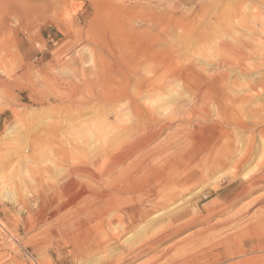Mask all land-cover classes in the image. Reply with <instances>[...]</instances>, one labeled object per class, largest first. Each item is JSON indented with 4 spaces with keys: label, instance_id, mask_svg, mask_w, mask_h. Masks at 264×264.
Instances as JSON below:
<instances>
[{
    "label": "rangeland",
    "instance_id": "rangeland-1",
    "mask_svg": "<svg viewBox=\"0 0 264 264\" xmlns=\"http://www.w3.org/2000/svg\"><path fill=\"white\" fill-rule=\"evenodd\" d=\"M242 5L241 0H0V79L6 83L0 85V264H174L177 247H184L185 240L206 226L191 227L147 249L170 229L167 212L153 213L133 228L128 217H123V223L113 217L102 231L81 212L84 204L74 201L86 189L97 190L103 184L78 174L72 198L60 193L63 181L73 176L77 166L105 160L97 153L116 134L117 125L124 123L115 121L108 106L73 108L69 102L80 95L78 87L85 90L93 82L105 61L124 72L139 67L143 75L152 70L172 75L213 69L210 64L220 57L218 36L224 30L234 35L230 14ZM148 12L174 18L149 22ZM220 17L228 21L221 33ZM156 25L158 29L153 28ZM150 48L159 53L151 56L146 52ZM263 73L257 70L244 79L254 83ZM173 81L159 95L143 92L140 97L147 99H140L153 107L188 104V89ZM250 95L242 108L264 103V94ZM197 102L190 103L201 107ZM197 121V117L191 122L174 120L145 151L181 137L186 125L192 127ZM139 155L127 160L125 167ZM225 187L223 182L221 188ZM263 192L239 207L251 204ZM262 210L253 204L248 218ZM81 231L85 233L79 236ZM196 237L186 247L204 242L202 236ZM256 255L264 257V253L252 256ZM234 260L238 259L221 264Z\"/></svg>",
    "mask_w": 264,
    "mask_h": 264
},
{
    "label": "bare ground",
    "instance_id": "bare-ground-1",
    "mask_svg": "<svg viewBox=\"0 0 264 264\" xmlns=\"http://www.w3.org/2000/svg\"><path fill=\"white\" fill-rule=\"evenodd\" d=\"M241 1L239 10L230 14L229 26L234 35L230 31L226 35V30L221 33L223 23L226 28L228 25L225 16L217 20L221 33L217 40L220 57L210 64L213 69L201 74L185 70L172 75H159L152 70L143 75L139 67L130 66L124 72L114 70L105 61L93 82L85 90L78 87L80 95L69 102L73 108L108 106L115 121L124 123L117 125L116 134L97 153L105 160L101 163L95 159L77 166L73 176L63 181L60 193L71 196L79 185L78 174L96 180L100 186L103 184L97 190L86 189L74 201L75 205L84 204L81 212L102 231L110 226L113 217L120 223L124 222L123 217H128L129 227L133 228L153 213L167 212L164 215L170 220V229L147 249L191 227L206 226L191 235V239L202 236L204 242L186 247L185 243L190 244L194 239L185 240L184 247H177L174 264H221L235 258L238 260L229 264H264V257L252 256L264 253V192L253 198L251 204L239 207L253 194L264 191V103L241 106L250 94L255 98L264 94V77L254 83L244 79L254 71L264 70V0H249L250 6L247 0ZM153 13L146 14L149 22L174 18L163 12ZM153 28L158 29V25ZM146 52H152L151 56L159 53L155 48ZM50 79L48 83L52 84L54 79ZM173 80L188 89L191 96L188 104L153 107L140 99L146 98L140 97L143 92L153 94L152 97L159 95L162 87ZM0 85L6 83L0 79ZM196 100L201 102V107L191 105ZM124 108L128 109L127 114L122 113ZM194 117L197 123L184 126L181 137L168 138L157 148L145 151L174 120L191 122ZM137 153L140 155L136 161L125 167L127 160ZM223 182L226 187L222 189ZM213 193L215 198L201 205ZM255 203L263 210L248 218ZM219 229L226 231L217 233ZM84 233L79 232V236Z\"/></svg>",
    "mask_w": 264,
    "mask_h": 264
}]
</instances>
